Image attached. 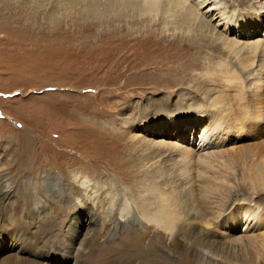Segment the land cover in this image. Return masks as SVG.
<instances>
[{
  "label": "rangeland",
  "instance_id": "1",
  "mask_svg": "<svg viewBox=\"0 0 264 264\" xmlns=\"http://www.w3.org/2000/svg\"><path fill=\"white\" fill-rule=\"evenodd\" d=\"M135 1L0 0V186L12 192L0 206V264L126 255L134 247L113 226H152L141 209L163 199L173 201L171 236L184 246L199 242L221 264H264V191L232 167L249 143L264 140V125L253 138L263 104L248 102L260 108L252 126L201 137L226 93L243 86L264 95V0ZM190 7L205 27L185 23L181 11ZM223 70L237 78L229 82ZM174 115L201 122L178 130ZM149 233L158 243L161 233ZM171 248L170 264H201Z\"/></svg>",
  "mask_w": 264,
  "mask_h": 264
},
{
  "label": "bare ground",
  "instance_id": "2",
  "mask_svg": "<svg viewBox=\"0 0 264 264\" xmlns=\"http://www.w3.org/2000/svg\"><path fill=\"white\" fill-rule=\"evenodd\" d=\"M116 1L117 3H119L120 5L123 3H126L125 0H112ZM129 1H134V0H129ZM137 1V0H136ZM135 1V2H136ZM208 0H201V1H197L195 2V5L197 6H201L203 4H205ZM146 3L150 4V6L155 5L158 0H145ZM174 2L176 4H183L184 0H174ZM214 2L216 4H219L220 1L219 0H214ZM131 3V2H130ZM128 4V3H127ZM221 4V3H220ZM188 5V4H187ZM261 7H264V4L262 2V4H260ZM176 6V5H175ZM174 6V7H175ZM215 6V4H214ZM226 6V5H225ZM177 7V6H176ZM213 7V6H212ZM211 7V8H212ZM218 13H220V15L222 16L221 18H223L227 12H226V7L224 6H216L215 8ZM262 10V9H261ZM257 11L256 13L258 15H262V11ZM200 14L198 13V11H196L195 8L190 7L187 8L186 10H182L181 11V16L183 17V20L185 21V23H192V21H198L199 24L198 26L200 27H205L206 24V20L204 21L202 18L198 17L197 15ZM229 15L225 16V18H228ZM176 18V17H175ZM227 20V19H226ZM244 21V19H242ZM232 21H234L232 18H230V20L228 21V24L231 23ZM247 22V21H244ZM190 23V24H191ZM184 24V23H182ZM195 24V23H194ZM210 25V24H209ZM196 26V25H195ZM207 26V25H206ZM212 26V25H210ZM218 26V25H217ZM193 27V26H192ZM216 27V26H214ZM190 28V27H189ZM196 28V27H195ZM194 28V29H195ZM212 30V31H211ZM215 28H213V26L210 29V32H215L214 31ZM218 30V29H217ZM217 30L215 32V34L217 35ZM228 30V29H227ZM209 32V33H210ZM227 34H229V31L226 32ZM211 35V34H210ZM223 36V35H222ZM223 44L227 45L228 47L232 48L236 45L233 44L232 41H229L227 38H223L222 39ZM258 41V40H257ZM255 43V42H254ZM261 43V40H260ZM253 44V43H252ZM252 44L250 46H252ZM258 45V44H257ZM264 45V43H263ZM195 46V45H194ZM224 46V45H223ZM260 46V45H258ZM226 47V46H225ZM236 47V46H235ZM239 48V47H238ZM254 48V47H253ZM191 50V49H190ZM217 50V49H216ZM258 50V49H257ZM257 50L255 51V54L253 56V58H251L250 63L255 62L256 60V55ZM260 50V49H259ZM236 51V50H235ZM237 52V51H236ZM239 52V51H238ZM252 52V51H251ZM261 52V53H260ZM260 55L262 56V60L258 59V62L261 60H264V49L262 48L260 50ZM257 53V54H256ZM219 54V53H218ZM219 56V55H218ZM170 57V56H169ZM214 57V56H213ZM166 59V58H165ZM247 61V60H246ZM179 62V61H178ZM165 63V62H164ZM249 63V62H248ZM247 63V64H248ZM263 63V62H262ZM258 64V63H257ZM186 65V64H185ZM227 65V64H226ZM256 65V64H255ZM258 65H262L261 63H259ZM188 66V65H187ZM190 66V65H189ZM193 66V65H192ZM225 66V65H224ZM159 67V66H158ZM185 67V66H184ZM249 67V66H248ZM260 67V66H259ZM163 68V67H162ZM164 70V69H163ZM177 70V69H176ZM169 72V71H168ZM108 73V72H107ZM123 73V72H122ZM223 73L226 75V77L228 78V81L231 82L232 80L234 81L235 78H237V75L235 74L232 75V73H230L228 70H223ZM234 73V71H233ZM162 76V75H161ZM228 83V82H227ZM242 83V81H241ZM229 84V83H228ZM227 84V86H228ZM231 84V83H230ZM231 86V85H230ZM243 87V86H242ZM240 86H237V90L236 92H238L236 95H231L229 92L226 93L224 96L221 97V104L224 105V107H220L217 106V111L216 114H214V117L218 116L219 117L213 119V126H211L209 128V130L205 131L202 133V138H205L204 140L207 141V138L209 136H213L215 135L217 132H221L224 130L229 129L231 126H241L240 124L244 123L247 124L249 126H252L253 123H255V121L258 119V110L257 108L254 109H246V107L248 106V102L254 101V100H260L257 101L261 104H263V106H261L264 109V95L261 94H256V92L252 95H248L246 94V92L243 90V88ZM245 87V86H244ZM236 89V88H235ZM235 92V93H236ZM233 106V109L232 107ZM235 106V107H234ZM250 106V105H249ZM239 109V110H238ZM141 114H143L141 112ZM145 115V114H144ZM146 116V115H145ZM168 116V115H167ZM172 116V115H171ZM183 116H187V115H182V116H177L174 115L173 120H176L175 122V126L178 130L180 129H185L186 125H189L191 123L194 124H198L201 121H198L197 119H201L200 116H195L192 118L189 117H183ZM169 117V116H168ZM232 117V118H229ZM142 119V117H141ZM263 119V118H262ZM170 120V119H167ZM172 120V119H171ZM259 120V119H258ZM260 122V121H258ZM218 125L217 128L214 127V125ZM263 123L259 124L255 129H254V136L253 138H256L259 134L262 133V127H263ZM225 126V127H222ZM227 126V127H226ZM222 127V128H220ZM242 127H244L242 125ZM141 131V130H140ZM217 133V134H218ZM212 138V137H211ZM140 141V140H139ZM261 141V140H260ZM263 142H252L249 143L247 145V149L244 150L240 155H238L237 157L232 159V167H240L241 170V176L243 179V183H251L252 185H254V189L255 190H259V191H264V140H262ZM153 142V140H152ZM208 143H203V145H207ZM149 145V143H148ZM164 145V144H163ZM178 145V144H177ZM151 146V145H150ZM161 147V145H160ZM171 147V146H170ZM243 148V147H242ZM14 149V148H13ZM170 150V148H169ZM168 150V151H169ZM196 150V149H195ZM152 151V150H151ZM167 151V152H168ZM153 152V151H152ZM237 154V153H236ZM231 155V154H230ZM147 156V155H146ZM152 157V156H151ZM238 163V164H236ZM241 179V180H242ZM4 186V185H3ZM243 184L241 185L240 189L242 188ZM220 187V186H219ZM223 188V187H221ZM219 188V190L221 189ZM230 189V187H229ZM225 189L226 192L229 194L231 193V189ZM12 192L8 191V187H1L0 186V206H4L7 204L11 203V199L10 197H8V194H11ZM233 195V192L230 194ZM146 204V203H145ZM153 204V203H152ZM99 205V204H98ZM151 207V206H150ZM95 208V207H94ZM154 209V208H153ZM246 210V209H245ZM142 214L144 215V217L149 221V223L151 222V224L153 223L152 226L148 227L147 224H143V222H141L140 220L136 221V219L134 220H126V222L124 223H119L116 222L114 227V234H120V235H125L126 239L128 238L129 243H125L124 244H128L126 246L129 247H134L133 250H129L127 251L126 255H124L125 253H123V255H121L120 253L117 254H112L110 255L102 264H170V259L169 257V251L172 250L174 248H178L179 250L182 251H186L185 253H187V255H189L193 260H195L196 262H199L201 264H221L220 261H215L216 258L213 256H209L206 255V253H204L203 250H205L203 247H201L202 244H200L199 242L197 243H193L188 245V246H184V244L177 238V236H171V230H173L175 228L174 224L176 223V214H175V210L173 208V201L172 199H163L157 202V207L155 210H151L147 207H142L141 209ZM92 213V212H91ZM248 213V211H247ZM93 214V213H92ZM241 214H244L243 212H241L238 217L233 219V223H237L238 219L240 217ZM49 217V216H48ZM112 217V215H111ZM136 217V215H135ZM48 219V218H47ZM113 220V219H112ZM219 220V219H218ZM19 221V220H18ZM22 221V220H21ZM115 221V219H114ZM53 223V221H51ZM58 222V221H57ZM56 222V223H57ZM16 223V222H15ZM35 223V222H34ZM39 223V222H38ZM47 223V220H46ZM50 223V221H49ZM114 223V222H112ZM17 224V223H16ZM32 224V223H31ZM54 224V223H53ZM227 225L231 226V223H229L228 221L226 222ZM259 224L261 226L264 227V216H260L259 217ZM18 225V224H17ZM21 225V224H20ZM23 225V224H22ZM37 225V224H36ZM223 225V224H222ZM221 225V226H222ZM31 226V225H30ZM57 226V224H56ZM221 226L219 228H221ZM9 227V226H8ZM7 227V228H8ZM49 227V226H48ZM53 227V226H52ZM112 227V226H111ZM142 227V228H141ZM12 228V227H11ZM10 228V229H11ZM45 228V227H44ZM109 228V227H108ZM140 233H138L139 229ZM165 230H164V229ZM250 228V227H249ZM25 229V228H24ZM46 229V228H45ZM51 229V228H50ZM23 230V229H22ZM30 230V228H29ZM28 230V231H29ZM33 229H31L30 231H32ZM59 230V229H58ZM76 230V228H75ZM74 230V231H75ZM34 231V230H33ZM44 231V230H43ZM41 231V232H43ZM51 231V230H50ZM49 231V232H50ZM85 231V230H84ZM109 231V230H108ZM151 231L153 233V231H158L161 233L160 236V240L158 241V243L152 242V238L148 237V233L151 234ZM220 231V230H219ZM36 232V230H35ZM110 232V231H109ZM71 233V232H70ZM264 234V232H262ZM1 234V233H0ZM21 234V233H20ZM40 234V233H39ZM157 234V233H156ZM41 235V234H40ZM25 236V235H24ZM44 236V234H43ZM46 236V235H45ZM52 237V235H50ZM56 236V235H55ZM71 236V235H70ZM124 236V237H125ZM27 237V236H26ZM29 237V236H28ZM47 238V237H46ZM68 238V237H67ZM49 239V238H47ZM51 239V238H50ZM29 240V239H28ZM45 240V239H44ZM43 240V241H44ZM54 240V238H53ZM120 240V239H119ZM169 240L172 241V245H168ZM262 240V239H261ZM31 241V240H30ZM46 241V240H45ZM50 241V240H49ZM74 241V240H73ZM127 241V242H128ZM51 242V241H50ZM49 242V243H50ZM143 242V244H141ZM32 243V242H31ZM115 243V242H114ZM123 244V243H121ZM264 245V244H263ZM37 247V246H36ZM263 247V246H262ZM80 248V247H78ZM264 248V247H263ZM67 250V249H66ZM262 250V249H261ZM33 252V251H32ZM19 253V252H18ZM76 253V252H75ZM169 253V254H168ZM81 254V253H80ZM9 255V254H8ZM24 255V254H23ZM71 255V254H70ZM93 257V255H90V259ZM45 258L49 259L48 261H54L53 257H47L45 256ZM40 263H48L46 261H38ZM64 262V261H63ZM70 263V262H69ZM101 263V262H100Z\"/></svg>",
  "mask_w": 264,
  "mask_h": 264
}]
</instances>
